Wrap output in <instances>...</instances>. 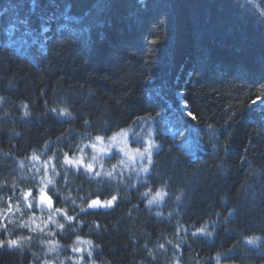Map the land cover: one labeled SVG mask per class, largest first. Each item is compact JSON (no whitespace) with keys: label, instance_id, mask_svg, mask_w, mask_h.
<instances>
[{"label":"trees","instance_id":"trees-1","mask_svg":"<svg viewBox=\"0 0 264 264\" xmlns=\"http://www.w3.org/2000/svg\"><path fill=\"white\" fill-rule=\"evenodd\" d=\"M259 2L0 0V179L9 181L0 197L11 205L19 189L10 181L50 171L49 156L69 201L89 189L106 194L107 186L61 168L60 150L71 152L85 131L114 136L149 121L158 149L145 175L125 178L137 187L167 179L182 189L179 199L145 207L129 188L131 198L114 207L78 211L81 233L103 244L93 255L111 264H216L214 253L229 252L224 264H264V103L253 105L264 101ZM20 99L30 102L29 116L20 115ZM58 104L72 105L74 116ZM74 225L51 253L34 239L0 245V264H39L35 251L76 255L67 247ZM223 227L233 238L221 244ZM249 234L260 239L245 241Z\"/></svg>","mask_w":264,"mask_h":264},{"label":"clouds","instance_id":"clouds-1","mask_svg":"<svg viewBox=\"0 0 264 264\" xmlns=\"http://www.w3.org/2000/svg\"><path fill=\"white\" fill-rule=\"evenodd\" d=\"M2 100L3 97H0V101ZM17 105L21 116L31 114L28 100L20 99ZM56 108L66 116L75 114L70 104H58ZM83 123L88 124L89 120L85 119ZM111 137V132L105 133L103 130L85 131L84 135L77 139L71 152L60 150V167L70 166L74 173L81 174L85 179H91L98 185L107 186L108 191L104 195H98L95 189H89L81 199L69 201L68 193L62 187L63 181L59 183L57 181L58 170L53 164L54 156L47 157L50 171L42 170L31 176L27 173H20L26 178L23 183L18 182V178H13L10 183L19 191L12 198L11 205L8 203L7 196L0 197V229H3L4 233L0 235V242H2L0 245L11 247L18 241L34 239L37 243L46 245L43 251L51 253L54 251V245L62 243L59 236L64 234L66 227H69V222L75 220V225L72 226L74 235L67 247L74 248L77 254L72 255L70 252L62 256L45 257L43 251H35L32 255L38 258L39 264H66L68 260H75L76 264H111L106 257L96 258L93 255V249H102L103 244L94 240L88 234L87 228L81 233L80 228L86 220L77 215L78 211L83 212L88 208L114 207L121 198H131L129 188L135 189L138 200L144 198L145 207L168 198L179 199L178 193L182 189L174 188L167 179L157 178L153 181L146 178L145 183L137 187L135 180L128 181L121 176V171L126 167V153L119 150L113 152L114 146L110 144ZM29 157L36 159L37 154L31 152ZM143 171L147 172L148 169L145 168ZM29 179L32 182H28ZM6 182L9 181L0 179V183ZM92 201L100 203L93 204ZM109 201L111 203H108ZM155 214L161 215L160 212H155ZM5 218L7 223H5ZM89 223L92 228H95L97 221L93 218ZM21 229L25 231H17ZM243 239L255 242L260 239V236L249 234ZM9 241L16 243L10 244ZM81 245H83L84 254H81ZM219 255L218 252L214 253L217 258L216 264H220Z\"/></svg>","mask_w":264,"mask_h":264},{"label":"rangeland","instance_id":"rangeland-1","mask_svg":"<svg viewBox=\"0 0 264 264\" xmlns=\"http://www.w3.org/2000/svg\"><path fill=\"white\" fill-rule=\"evenodd\" d=\"M254 2L257 1L254 0ZM33 10L34 9L30 8L27 12L33 15ZM38 12V9L34 10L36 16ZM39 19L40 18L36 17V21ZM42 29L43 27H40L38 33L41 37H43L41 34ZM180 108H184L182 103L180 104ZM110 144L114 146V153L116 150L126 153V167L121 172L123 176L128 179H135L145 175L146 172L143 174V169L147 167L154 152L158 149L154 141V129L149 121H142L133 128H128L121 134L112 136ZM10 215H12V213Z\"/></svg>","mask_w":264,"mask_h":264},{"label":"bare ground","instance_id":"bare-ground-1","mask_svg":"<svg viewBox=\"0 0 264 264\" xmlns=\"http://www.w3.org/2000/svg\"><path fill=\"white\" fill-rule=\"evenodd\" d=\"M239 1H241V2H244V3H248V0H239ZM257 2H259L260 4H259V6H257V8H258V10L260 11H258L260 14L259 15H262V17L264 16V0H256ZM245 7V6H244ZM214 9H218V8H214ZM220 10H221V12H224V13H226L225 11H222V8H219ZM226 9V8H225ZM224 13H221V16H223L224 15ZM245 14H246V12H245ZM250 25H255V21L253 22V21H251L247 26L249 27ZM218 27L220 28L219 30L221 31V35L220 36H226L228 33H227V28H224V27H222V26H220V25H218ZM225 32V33H224ZM257 103H264V101H260V100H256V101H254L253 102V105H255V104H257ZM184 106V105H183ZM169 110L171 111V110H173V107H169ZM184 113H186V112H184ZM140 122H142L141 120L136 124V125H138ZM122 132H119L118 134H121ZM117 135V134H116ZM221 208H225V207H221ZM224 214L225 213H220V212H218V218H221L222 219V221H223V223H224ZM252 228L253 229H255V230H259L260 228H258L257 226H255L254 224L252 225ZM204 231V230H203ZM204 232H207L208 234L206 235V236H209L210 238H214V234L212 233V232H209L207 229L204 231ZM222 235H223V240L222 239H220L219 240V242H221V244H223V243H225L227 240H230V237H231V233H229L228 231H227V227H223V233H222ZM231 238H233V237H231ZM228 257H231L230 255H229V252L228 253H226L225 255H223V256H219L218 257V259H219V262H221L222 264H224V262H222L223 261V258H228ZM217 260V259H216Z\"/></svg>","mask_w":264,"mask_h":264},{"label":"snow or ice","instance_id":"snow-or-ice-1","mask_svg":"<svg viewBox=\"0 0 264 264\" xmlns=\"http://www.w3.org/2000/svg\"><path fill=\"white\" fill-rule=\"evenodd\" d=\"M93 204H97V203H100L99 201H92ZM108 203H111L110 201ZM2 243V242H0ZM10 244H15L16 242L15 241H9Z\"/></svg>","mask_w":264,"mask_h":264}]
</instances>
